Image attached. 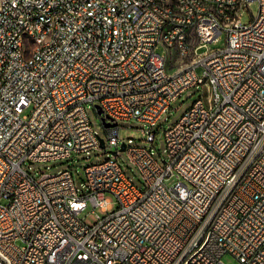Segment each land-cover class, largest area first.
I'll list each match as a JSON object with an SVG mask.
<instances>
[{
    "label": "built area",
    "instance_id": "2783aa9c",
    "mask_svg": "<svg viewBox=\"0 0 264 264\" xmlns=\"http://www.w3.org/2000/svg\"><path fill=\"white\" fill-rule=\"evenodd\" d=\"M210 1L0 0V264H264V0ZM44 26L49 43L24 50ZM198 87L206 97L164 131L159 161L154 129ZM96 106L116 124L105 137L88 117ZM130 121L148 146L120 139ZM98 150L109 156L80 186L71 168L30 172ZM89 207L103 213L92 224Z\"/></svg>",
    "mask_w": 264,
    "mask_h": 264
},
{
    "label": "rangeland",
    "instance_id": "374dc122",
    "mask_svg": "<svg viewBox=\"0 0 264 264\" xmlns=\"http://www.w3.org/2000/svg\"><path fill=\"white\" fill-rule=\"evenodd\" d=\"M258 12V6L255 2L249 5V11L245 10L242 16V22L248 23L250 21V15L256 16ZM225 45V35H221L220 39L216 42L209 43L207 45V49L215 50L222 48ZM206 50V48L200 49L198 52L202 53ZM157 53L160 55H166L163 48H158ZM197 73H201V68H197ZM206 97L205 89L198 87L193 88L186 91L179 99H177L165 115L160 119L157 127L154 129L156 133L155 141L150 146L153 147L154 151H156L157 159L159 161H167V154L165 153V138L164 131L168 129L170 126L175 124L180 117L184 114L186 110H188L193 102L199 97ZM88 117L93 125V127L98 131L101 137H105V131L102 126L101 119L99 115L94 111L92 107L87 108ZM119 137L124 142H128V139H132L133 143L139 146H148L147 143L143 141L145 138L144 130L147 129L146 126L138 121H130V122H119ZM114 151L115 149H109ZM109 156V155H108ZM108 156L104 153V150H98L91 152L89 155L79 154L74 155L72 158L68 160H58L51 161L46 163H33L30 165V172L34 177H38L40 173L45 174H55L61 170H65L67 168H71L73 170L75 176V182L77 186H80L81 181L84 179V168L88 164H94L97 162H101L108 158ZM120 163L123 165L126 173L132 177L133 181L141 185V176L137 168L131 163L126 151H121L118 157ZM177 181L175 176H171L165 181L167 186H172ZM114 206V203H113ZM92 208L89 207L85 210L81 217L85 220L86 223L92 224L94 222V218L96 214H103L99 209L95 210V213H91ZM223 261L226 264H238L235 259L231 256H225Z\"/></svg>",
    "mask_w": 264,
    "mask_h": 264
},
{
    "label": "bare ground",
    "instance_id": "6f19581e",
    "mask_svg": "<svg viewBox=\"0 0 264 264\" xmlns=\"http://www.w3.org/2000/svg\"><path fill=\"white\" fill-rule=\"evenodd\" d=\"M202 7L212 8V1L202 0ZM162 23H169V16H162ZM54 28L53 26H44L41 38L36 39H24V50H39L44 43H49L53 38ZM111 60H118V50H110ZM177 72H185V65H177Z\"/></svg>",
    "mask_w": 264,
    "mask_h": 264
},
{
    "label": "water",
    "instance_id": "95a60500",
    "mask_svg": "<svg viewBox=\"0 0 264 264\" xmlns=\"http://www.w3.org/2000/svg\"><path fill=\"white\" fill-rule=\"evenodd\" d=\"M95 108H96L97 114L100 115V114L102 113L100 107H99V106H96ZM101 122H102V126H103L104 128H107V127H109V126H114V125H116L115 123H109V122H106L104 117H101ZM100 145H101V147L104 146V140H103V138H100ZM124 150H125V145L122 144L121 147H120V151H124ZM113 153L115 154V152H113Z\"/></svg>",
    "mask_w": 264,
    "mask_h": 264
}]
</instances>
